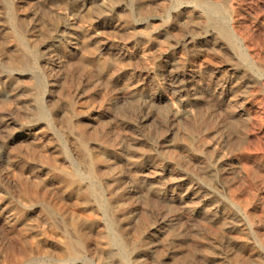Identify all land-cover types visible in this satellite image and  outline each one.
Wrapping results in <instances>:
<instances>
[{"label":"rangeland","instance_id":"obj_1","mask_svg":"<svg viewBox=\"0 0 264 264\" xmlns=\"http://www.w3.org/2000/svg\"><path fill=\"white\" fill-rule=\"evenodd\" d=\"M0 264H264V0H0Z\"/></svg>","mask_w":264,"mask_h":264},{"label":"bare ground","instance_id":"obj_2","mask_svg":"<svg viewBox=\"0 0 264 264\" xmlns=\"http://www.w3.org/2000/svg\"><path fill=\"white\" fill-rule=\"evenodd\" d=\"M72 178V177H71ZM111 240V239H110ZM118 242V241H117ZM114 243V242H113ZM69 244V243H68ZM70 251V250H69ZM73 253H76V251H74ZM69 256V255H68ZM75 258V257H74ZM24 263V262H23Z\"/></svg>","mask_w":264,"mask_h":264}]
</instances>
